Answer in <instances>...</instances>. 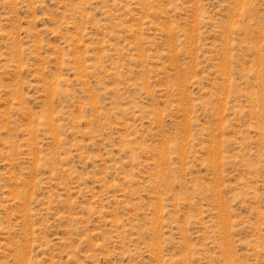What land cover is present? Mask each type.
<instances>
[{
  "label": "rangeland",
  "instance_id": "1",
  "mask_svg": "<svg viewBox=\"0 0 264 264\" xmlns=\"http://www.w3.org/2000/svg\"><path fill=\"white\" fill-rule=\"evenodd\" d=\"M0 264H264V0H0Z\"/></svg>",
  "mask_w": 264,
  "mask_h": 264
}]
</instances>
